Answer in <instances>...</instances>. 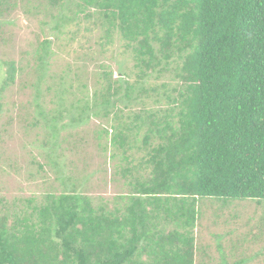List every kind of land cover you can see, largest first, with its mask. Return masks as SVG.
Masks as SVG:
<instances>
[{
	"label": "trees",
	"instance_id": "16d2710c",
	"mask_svg": "<svg viewBox=\"0 0 264 264\" xmlns=\"http://www.w3.org/2000/svg\"><path fill=\"white\" fill-rule=\"evenodd\" d=\"M19 5L57 28L70 18L65 8L94 18L107 40L121 38L138 79L105 69L94 104L69 105L88 118L110 117L96 140L107 149V135L113 152L105 164L118 157L109 180L120 175L122 190L95 203L84 192L87 178L74 174L71 182L58 177L62 191L41 196L8 197L0 186V264H196L202 201L264 205V0H0V18ZM51 43L41 42L39 62ZM172 62L174 84L152 88L149 106L136 112L122 103L140 79L171 71ZM4 64L3 90L23 69ZM52 125L58 147L65 126Z\"/></svg>",
	"mask_w": 264,
	"mask_h": 264
},
{
	"label": "rangeland",
	"instance_id": "374dc122",
	"mask_svg": "<svg viewBox=\"0 0 264 264\" xmlns=\"http://www.w3.org/2000/svg\"><path fill=\"white\" fill-rule=\"evenodd\" d=\"M62 11L70 18L59 28L50 18L40 23L46 17L44 12L29 14L20 5L0 18V186L8 197L41 196L45 190L62 191L64 185L58 177H66L71 182L67 176L74 174L79 180L87 178L90 186L84 192L95 203L100 197L112 201L122 190L120 175L118 181L109 180L113 171L111 164L118 157L110 165L105 164L110 163L113 148L107 146L106 134L101 139L107 149L98 148L96 140V132L109 125L110 117L88 118L80 110L71 111L69 105L77 100L94 104L93 93L102 86L99 79L103 70L117 74L121 67L133 83L138 79L137 71L130 52L124 51L123 41L117 34L107 40L104 27L94 18L85 19L81 12L74 15L67 8ZM45 38L52 43L42 52L43 63L39 62L37 51H41ZM5 59L15 60L23 69L18 72L15 83L3 90ZM37 64L41 82L36 76ZM177 65L172 62L171 71L140 79L132 99L123 98L122 103L136 112L143 104L149 106L152 99L148 95L156 96L152 88L162 91L165 81L172 87L171 78ZM142 86L148 93L141 91ZM62 89L64 100L55 94ZM79 114L82 119L72 122L73 116L78 118ZM54 123L65 126L56 132L58 147L52 145ZM50 155L52 158L48 159ZM201 211L195 228L196 264H223L225 259L227 264H233L243 258H246L243 264H264L263 204L251 200L223 204L207 199L201 202Z\"/></svg>",
	"mask_w": 264,
	"mask_h": 264
}]
</instances>
